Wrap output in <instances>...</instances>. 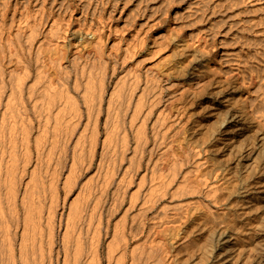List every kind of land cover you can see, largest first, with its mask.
I'll list each match as a JSON object with an SVG mask.
<instances>
[{"label":"bare ground","instance_id":"bare-ground-1","mask_svg":"<svg viewBox=\"0 0 264 264\" xmlns=\"http://www.w3.org/2000/svg\"><path fill=\"white\" fill-rule=\"evenodd\" d=\"M25 2L27 4H23L27 7L29 4L27 0ZM50 2L46 7L53 6ZM42 3L40 5L44 6ZM24 5L19 15L16 5H13L9 24L6 19L12 5L8 1L4 5L6 8L0 9L3 19L2 22L0 18L1 259L2 256L7 258L6 262L3 260L5 264H171L175 256H169L170 253L162 256L168 246L159 244L161 242L156 237L169 231L164 230L167 229L164 226L172 218L180 217L183 210L187 212L185 209L198 201L190 198L169 204L166 202L167 196L170 194L169 197L177 199L179 196L181 199V195L199 192L202 185L196 184L198 181L192 182L190 170L182 172L183 166L180 168L179 162L185 157L180 156L179 149L176 150L178 147L172 146L175 144L171 142L172 145L162 146L170 142L166 140L173 132L171 128L174 123L167 116L170 110L166 108L165 112L164 107L160 110L157 108L161 99L163 101L162 92H159L162 87L158 91L159 83L155 80L158 78L146 76L145 79L142 78L143 74L134 69L135 73L132 70L129 74V69L118 74L115 84L109 88L104 79L109 77L106 75H109L108 61L111 57L104 60L103 55L106 53L103 48L100 49L104 47L100 45V35L95 46L91 40L89 45L97 46L94 51L98 54L103 52L99 55L102 54L106 67L103 68L101 64L97 69L101 59L97 57L99 61L96 66L92 60L96 55L91 61H77L82 58L79 50L76 66L72 62L75 70L73 66L72 72L67 70L63 61L68 57V47L65 50L58 43L70 39V25L75 21H72V15L68 18L61 16L65 22L55 15L53 20L49 17L51 20L48 21L44 9L36 14H31V10L24 13ZM83 5L81 3V9ZM52 8L47 9L50 11ZM46 23L49 28L42 31ZM99 26L95 30L106 29ZM88 27L91 30L93 28ZM107 27L114 32L118 29L111 24ZM49 40H56L58 43L51 41L56 47H51L50 42L47 45ZM115 43L116 40L112 45ZM85 45L84 48L88 50V45ZM133 45H128L129 48L124 46L123 58L132 52L130 47ZM82 53L83 59L88 58V51L85 58ZM72 54L73 57L76 54V59L77 53ZM149 55L152 57L153 54ZM148 57L143 56L145 60ZM137 63L142 64V61L138 60ZM113 64V72L109 69L112 72L110 76L121 69L119 65L117 69L116 62ZM64 65L67 66L66 63ZM98 72L100 76L104 73L99 88L93 85ZM157 149L160 151L158 156L155 155ZM187 154L185 152L184 156ZM192 154L195 159L201 150L196 149ZM126 159L130 161L126 162ZM124 161L127 164L122 167ZM202 184L206 187L205 195L217 202V182L205 179ZM134 186L137 187L134 189ZM75 191V196L71 198ZM122 207L126 208L124 218L114 221ZM149 219L152 224H148ZM179 219L170 221L173 223L171 226L174 223L180 226ZM182 221L184 223L187 219ZM165 234L162 233L167 238L169 234ZM227 241L225 239L222 242ZM229 251V245L226 244L218 254H223L222 258L226 259L229 258ZM263 259L264 256H261Z\"/></svg>","mask_w":264,"mask_h":264},{"label":"rangeland","instance_id":"rangeland-1","mask_svg":"<svg viewBox=\"0 0 264 264\" xmlns=\"http://www.w3.org/2000/svg\"><path fill=\"white\" fill-rule=\"evenodd\" d=\"M8 1L12 5L6 19L9 24L14 11L13 5H16L19 15L26 0H5V2L0 0V3H3L1 10L6 8L4 5ZM58 1L65 2L62 4ZM42 2L45 0H30L28 2L30 6L24 5L25 9L22 11L24 13L32 11L31 14H36L35 12L44 9L49 12L48 14L45 12L48 21L54 19V15L57 19L72 15V21L75 20L70 25L71 33L68 35L70 39L67 38L66 41L59 43L56 40L47 42L55 41L65 50V47H68V57L63 61V66L67 67V70L70 69L69 71L72 72V66L74 67L79 54L82 58L77 61L83 62L91 61L96 55L95 59H92L95 64L101 59L98 63L100 65L96 64L97 69L103 62L105 64L104 60L107 61L111 57L108 61L109 75H106L109 77L104 79L109 88L115 84L118 74L121 75L126 70L128 72L129 69H131L129 74L134 69L135 72L137 70V73L143 74L142 78L145 79L146 76L149 78L155 76L153 79L161 78L160 82L155 79L159 83L158 91L164 87L159 91L162 92L163 101L161 99L162 102H159L161 104H158L157 108L160 110L164 107L165 112L166 108L170 110L171 113L168 111L167 116L174 123L171 128L173 132H170L171 136L169 134V139L166 140L170 142H165L162 146L175 144L172 146L178 147L176 150L179 149L180 156L185 157L184 160L182 159L184 162L181 160L179 162L180 168L183 166L182 172L190 170L192 173L189 174L194 181L190 180L198 181L199 183L196 184L202 185L200 191L193 195L184 194L181 195L183 198L177 196L176 199L169 197V194L167 196L169 201L164 200L169 204L190 198L198 202L191 201L193 203L185 209L189 215L183 210L188 215L183 217L187 219L186 222L183 223L184 219H181L185 215L182 211L183 215L178 216L180 219L175 216L170 220L176 222L179 219L180 226L179 223L178 226L174 223L175 227H173L170 221L164 226L167 228L164 230H169L164 231L166 234L162 232L165 235L169 234L167 238L162 233L161 236L156 237L161 239H157L161 243L156 240L157 244L165 243L168 247L170 245V250L166 247V251L161 255L167 256L170 253L169 256L179 258L178 261L174 259L171 264H264V259L261 260V256H264L262 253L264 252V0H47V3ZM49 2L53 6L46 7ZM41 3L44 6H41ZM66 3L72 6H67ZM81 3L84 4L82 9ZM47 8L52 10L48 11ZM79 15H82L81 20ZM0 18L2 19L1 16ZM78 19L91 25H85L80 21L79 23ZM61 20L65 22L63 18ZM32 21L31 23L34 24ZM95 23L106 29L95 30L98 26ZM102 23L104 25H101ZM109 23L113 27L117 26L116 32L109 31L107 27ZM88 26L93 27L92 30L88 29ZM45 28H49L47 23L41 30ZM99 35L101 38L104 37L99 39ZM98 39L100 45L104 46L100 49L103 48L104 53H108L105 54L107 57L103 55L104 60L102 54L99 55L102 52L99 49L100 45L97 49L98 52L101 51L99 54L94 51L97 46L89 45L91 42L93 44L99 42ZM115 40L117 47L112 45ZM53 43L50 46L56 47ZM119 43L120 46L122 45L119 46L121 49L118 47ZM133 43L137 47L135 48V45L130 47L132 52L123 58L124 46H131ZM84 44L88 45V50L84 48ZM79 50L83 52L84 58L88 51L89 56L86 55L88 58L83 59L81 53L78 54ZM114 50H118L119 54ZM73 52L77 53L76 59H74L76 54L73 57ZM149 54H153L152 57H148L151 56ZM143 56L148 59L145 60ZM71 57L73 59H70ZM126 59L127 63L124 62ZM110 60L117 63L115 64L117 69L118 65L121 68L117 70V74L111 76L113 72L111 68L114 64ZM138 60H141L142 64L137 63ZM65 63L67 66L64 65ZM120 63L124 64L120 65ZM104 64L103 68L106 67ZM7 66L11 67L10 64ZM102 74V77L100 72L96 74L93 80L95 87L99 88L103 83ZM159 149L155 153L157 156L160 154ZM196 149L201 150V154L194 156L195 160L192 153ZM182 150L188 153L189 157L184 156L185 152ZM199 159L202 161L196 163L195 161ZM126 160V162L130 161ZM125 161L122 167L126 166ZM204 177L217 182L219 186L217 202L206 196V187L202 184ZM200 179L202 182L199 181ZM192 182L190 181L191 185ZM135 187L137 186H134V189ZM75 194L76 191L71 198ZM68 208L69 204L67 211ZM125 209V207L121 208L114 221L117 219L122 221ZM149 220H147L148 224H152V220L150 222ZM224 235H226L224 240L228 239L227 243H223V239L219 241ZM162 239L165 242H162ZM226 244L229 245L230 251L229 258L224 259L222 258L224 255L218 253ZM2 257L1 259L0 256V261L5 264L7 258Z\"/></svg>","mask_w":264,"mask_h":264}]
</instances>
